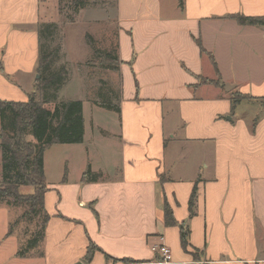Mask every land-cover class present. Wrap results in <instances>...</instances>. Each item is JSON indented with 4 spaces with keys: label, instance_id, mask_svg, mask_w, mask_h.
<instances>
[{
    "label": "crops",
    "instance_id": "crops-1",
    "mask_svg": "<svg viewBox=\"0 0 264 264\" xmlns=\"http://www.w3.org/2000/svg\"><path fill=\"white\" fill-rule=\"evenodd\" d=\"M114 9L118 68L104 81L119 83V112L99 117L95 96L85 98L83 142L45 149L41 257H16L20 235L6 233L18 209L0 203V264H156L159 238L171 264H264V27L232 18L264 17V0ZM45 16L41 0H0L1 101L36 93ZM164 204L189 230L188 253Z\"/></svg>",
    "mask_w": 264,
    "mask_h": 264
},
{
    "label": "trees",
    "instance_id": "trees-1",
    "mask_svg": "<svg viewBox=\"0 0 264 264\" xmlns=\"http://www.w3.org/2000/svg\"><path fill=\"white\" fill-rule=\"evenodd\" d=\"M86 0H73V11L78 14L85 7ZM181 5V0H180ZM240 25L264 27V17L250 18L233 16ZM46 26L39 30V60L37 65L36 93L29 95L26 102H5L0 100V151H1V180H0V203L12 209L20 210V215L9 225L7 236L15 233L14 228L19 223H35L37 228L29 233L24 232V238L20 237V245L16 257L27 258L43 254L40 245L44 240L45 225L49 216L44 211L43 198L48 191L43 174V152L46 148L57 145L80 143L83 138V114L81 101H58L56 94L66 81V70L63 68L52 69L54 59H57L58 50L47 52L42 45L45 38ZM88 43L93 49V40L87 37ZM95 54L100 52L94 51ZM105 62L111 65V69L117 70L118 56L103 52L100 53ZM202 83H213V81L201 80ZM217 82L215 85H218ZM102 89L97 90L100 103L94 102L98 107L105 108L113 113L119 112L117 95L110 98L108 94H102L103 88L107 86L100 82ZM105 95V96H104ZM103 98V99H101ZM241 95H234L233 106L240 102ZM105 100V101H103ZM27 134L31 140H26ZM88 180L94 179L89 168L85 172ZM20 187H31L32 193L22 194ZM197 187L194 186L189 197L188 211L192 216L195 206V195ZM11 199V201H8ZM166 226H175L179 230V239L182 249L188 253L189 230L183 224H176L170 209L166 204L163 207ZM96 247L89 245L87 261L92 258ZM195 257V256H194ZM106 260L117 262L109 256ZM126 263L127 260H121Z\"/></svg>",
    "mask_w": 264,
    "mask_h": 264
},
{
    "label": "rangeland",
    "instance_id": "rangeland-1",
    "mask_svg": "<svg viewBox=\"0 0 264 264\" xmlns=\"http://www.w3.org/2000/svg\"><path fill=\"white\" fill-rule=\"evenodd\" d=\"M41 1L43 11L46 14V23L41 24V26H46V34L45 38L42 39V45L45 46L44 49L47 52L58 50V57L54 59L52 69L63 68L66 70V81L63 84L64 86L58 90L56 97L61 101H81L85 98L93 99L95 96L96 100L94 102L100 103L101 100L97 97V90L102 89L100 82L106 84L104 80L107 79L109 74L113 73L111 65L105 62L100 53L107 52L113 55L118 40L119 27L114 14L115 0H86L85 7L78 14H75L72 10L73 0ZM87 37L93 40V49L88 43ZM94 51L100 53L95 54ZM118 85L117 80L114 84L107 82L102 94H108L109 99L113 98L114 95H118ZM38 95L36 93L37 97ZM262 104L264 106V101ZM254 108L255 106L245 108L247 116L255 110ZM98 109L103 110V112H100L99 117H103L104 111L113 113L102 107H98ZM240 109L241 107L238 108L239 112ZM260 113L262 111L259 112V115ZM84 114H86L88 124L90 114L87 107ZM83 138L80 143L83 142ZM26 140H31L29 134H27ZM19 190L25 195L32 192L31 187H20ZM8 201H11V199H8ZM19 215L20 210H17V217ZM36 228L35 223L28 225L23 222L19 223L14 230L23 239L24 232L29 233Z\"/></svg>",
    "mask_w": 264,
    "mask_h": 264
},
{
    "label": "built area",
    "instance_id": "built-area-1",
    "mask_svg": "<svg viewBox=\"0 0 264 264\" xmlns=\"http://www.w3.org/2000/svg\"><path fill=\"white\" fill-rule=\"evenodd\" d=\"M154 254L158 256L156 264H171V254L167 245H165L163 238H159V244L152 247Z\"/></svg>",
    "mask_w": 264,
    "mask_h": 264
}]
</instances>
